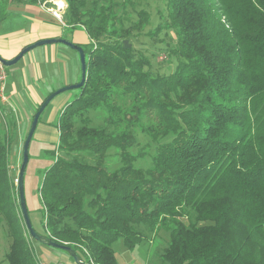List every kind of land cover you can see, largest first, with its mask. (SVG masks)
Listing matches in <instances>:
<instances>
[{"label":"trees","instance_id":"trees-1","mask_svg":"<svg viewBox=\"0 0 264 264\" xmlns=\"http://www.w3.org/2000/svg\"><path fill=\"white\" fill-rule=\"evenodd\" d=\"M42 1L0 0V20L11 5ZM66 1L67 27H83L90 38L76 43L87 78L59 117L65 156L53 151L39 187V233L94 264H119L113 244L122 239L133 250L145 238L139 226L170 232L160 264H264V0H167L161 27L176 34L169 56L177 66L166 75L154 74L128 41L149 23L147 11L124 29L114 1L106 12L101 0ZM92 112L104 114L102 124H93ZM7 122L0 132L6 258L40 264L9 168L17 123ZM136 128L158 143L153 153L133 150ZM111 150L122 161L115 169ZM147 154L145 169L137 162Z\"/></svg>","mask_w":264,"mask_h":264},{"label":"rangeland","instance_id":"rangeland-1","mask_svg":"<svg viewBox=\"0 0 264 264\" xmlns=\"http://www.w3.org/2000/svg\"><path fill=\"white\" fill-rule=\"evenodd\" d=\"M58 1L59 0H43L42 4L46 8H51L52 10L55 9V11H53L54 16L61 19L59 9H61V11H66L68 3L66 0H61L63 5H60ZM111 1H114L117 4L113 7L112 11L116 13V18L122 22V25L117 23V27L123 26L124 29L129 28L136 20H138L139 12L141 10H145L150 14L149 23L145 26L143 31L138 34L137 30H133L134 32H131V36L128 41L133 44L136 51L144 53L149 58L151 62V70L154 74L166 75L174 72L177 66V60L174 56H169V49L176 44V34L173 30L161 27V25L165 24V21L169 19L167 0H131V2L125 0H105L103 2V0H101L100 5L102 3L104 4L103 12H106L107 8L111 9ZM25 11V8L11 9L9 16L0 20V40L12 41V39H9L8 37L1 38L5 36L4 34H7L6 32L12 30H25L27 37L31 36V38H33L36 32L29 31L28 27L24 28L22 26L23 22H30V19L24 15ZM62 18L64 20V14ZM81 29L83 30V27H78V30ZM73 31L74 30L69 27H66L62 38L72 41ZM112 41H114L113 38ZM93 43L96 47L97 42L93 41ZM60 45L66 51L79 57L78 52L73 48L64 43H60ZM37 49L38 47L31 49L25 53V55L16 64L7 66V95L8 97L10 96L11 104L0 103V132L6 126V123H8V119H12L17 123L15 127V135L10 142L9 154V168L11 171V178L15 185H18L17 178L23 160V146L26 139L25 135L29 132L35 109L41 105V102L35 101L36 92L34 87L36 83H41V80L37 79V76L44 75L46 73V67L45 64H41L37 58ZM60 63V67L62 69L61 78L52 80L49 79V83L46 85L47 89H53L56 91L69 85L67 84L68 81L63 72L64 65L62 62ZM34 80L35 82L33 83ZM80 81L81 76L77 83ZM22 85H24V88H22ZM19 87H21V98L24 97L23 100L25 99L27 104L33 105L35 107L34 111L31 110L30 112L29 110H25L23 112L22 109L17 108V99L19 96L16 88L18 89ZM78 92L79 89L66 90L52 99L42 114L41 120L38 123L30 142L29 160L24 176L25 199L32 225L36 231L40 233L43 232L44 219L41 211L43 205L39 187L42 183L45 171L53 164V151L57 150L56 153H58L59 156H65L64 153L57 149V143L59 140V128L57 127V124L62 110L76 97ZM91 115L94 125L103 123L104 114L102 115L100 112H92ZM49 117H52V119L50 120ZM24 120L26 123L23 125L22 122ZM136 136L138 143L133 148L135 152H154L158 145L157 142L151 141L138 128H136ZM146 156L147 158L140 159L137 162L138 165L145 169H147L151 163L150 154H147ZM108 164L112 169L122 165L121 157L116 150L110 151ZM139 229L144 231L145 238L133 250L128 249L124 245L122 239H118L113 244L119 264H160V255L167 245L170 232L163 229L148 232L145 226H139ZM30 240L36 248V256L39 262L46 261L49 264H58L59 262H64L66 264H78L66 251L45 245L33 237H31ZM10 244L11 238L8 236L6 225L3 221L0 223L1 264H9L6 254L9 250ZM80 254L84 259H86L84 253ZM86 264L94 263H91L90 260L86 259Z\"/></svg>","mask_w":264,"mask_h":264},{"label":"crops","instance_id":"crops-1","mask_svg":"<svg viewBox=\"0 0 264 264\" xmlns=\"http://www.w3.org/2000/svg\"><path fill=\"white\" fill-rule=\"evenodd\" d=\"M16 8H25L26 11L24 15L30 19V22H23L22 26L24 28L28 27L29 31H34L36 34L31 38V36L26 35L25 30L20 31H9L4 34L5 36L1 38H9L12 41L8 40H0V55L5 59L14 58L25 46L35 43L36 41L42 39L49 38H62L65 28L67 27L65 21L63 20L64 11H61V19L59 17L54 16L53 11L55 9L46 8L42 3L37 5L31 4H14L11 5L10 9ZM21 33V34H20ZM72 41L74 43L86 45L90 42V38L87 32L83 29L78 30L76 28L72 34ZM37 48V47H36ZM79 55V54H78ZM37 58L40 63L45 64L44 75L37 76V79L41 80V83H36L35 92L36 98L35 101L43 102L47 97L46 95L53 93V89H47V84L49 83V79H60L62 75V69L60 67L61 63L64 65V75L67 78V84L77 83L81 76V62L80 57L75 56L73 53L66 51L61 45L60 42L52 43L47 45H42L37 49ZM65 62V63H64ZM35 80L33 81V83ZM32 83V84H33ZM21 85V84H20ZM16 87V86H15ZM61 87V86H60ZM24 88V85H22ZM21 87L16 88L17 94L19 98L17 99V108L22 109L23 112L25 110H29L31 112L34 111L35 107L31 104H27L26 100L21 98ZM10 100V96H9ZM11 101V100H10ZM25 102V104H24ZM24 107V108H23ZM55 112V111H52ZM28 114V113H27ZM49 116V115H48ZM27 117V115H26ZM25 117V119H26ZM49 119L51 120L52 117ZM25 120L22 122L24 125Z\"/></svg>","mask_w":264,"mask_h":264},{"label":"water","instance_id":"water-1","mask_svg":"<svg viewBox=\"0 0 264 264\" xmlns=\"http://www.w3.org/2000/svg\"><path fill=\"white\" fill-rule=\"evenodd\" d=\"M58 42L64 43L67 46L73 48L74 50H76L78 52L79 57H80V62H81V81L79 83H76V84H72V85L62 87V88L54 91L53 93H51L43 101V103L41 104V106L39 107L37 112L35 113L34 118L32 120V123H31V127L29 129L28 135L25 139L24 146H23V160H22L20 170H19V174H18L19 197H20V204H21L22 213H23L27 228L30 232V235L34 239L38 240L39 242H41L45 245L52 246V247L66 251L68 254H70L74 258V260L78 264H86L84 262V260L81 258V256L72 247H70L68 245H63V244L57 243L51 239H47L46 237H44L43 235H41L39 232L36 231V229L32 225L31 219H30V215L28 212V207H27V203H26V199H25V189H24V176H25V171H26V167L28 164V160H29L30 142H31L32 137L34 135V132L37 128V125L39 123V118H40L41 114L44 112V110L46 109V107L48 106V104L52 101V99L55 96H57L58 94L66 91V90L79 89L84 85L86 78H87L86 53H85L82 46H80L74 42L68 41L67 39L49 38V39H42V40L36 41L33 44L27 45L12 59H5L4 57H2L0 55V61L6 66H11V65L16 64L25 55V53H27L31 49H34V48L42 46V45L58 43Z\"/></svg>","mask_w":264,"mask_h":264},{"label":"built area","instance_id":"built-area-1","mask_svg":"<svg viewBox=\"0 0 264 264\" xmlns=\"http://www.w3.org/2000/svg\"><path fill=\"white\" fill-rule=\"evenodd\" d=\"M7 81H8V71H7V66L4 65L0 61V103H8L9 105L11 104V101L9 100V97L7 95ZM18 182V178H17ZM85 253L89 255V252L85 250ZM93 261L91 260V263ZM40 264H49L46 261H40ZM94 263V262H93ZM58 264H66L64 262H59Z\"/></svg>","mask_w":264,"mask_h":264},{"label":"bare ground","instance_id":"bare-ground-1","mask_svg":"<svg viewBox=\"0 0 264 264\" xmlns=\"http://www.w3.org/2000/svg\"><path fill=\"white\" fill-rule=\"evenodd\" d=\"M58 3H59L60 5H63V2H62L61 0H59Z\"/></svg>","mask_w":264,"mask_h":264}]
</instances>
